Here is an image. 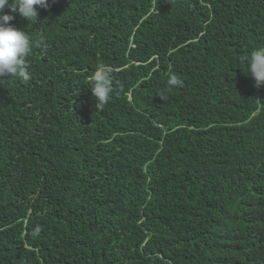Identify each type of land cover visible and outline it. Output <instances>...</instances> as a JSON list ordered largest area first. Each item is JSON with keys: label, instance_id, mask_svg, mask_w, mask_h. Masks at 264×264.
Masks as SVG:
<instances>
[{"label": "trees", "instance_id": "1", "mask_svg": "<svg viewBox=\"0 0 264 264\" xmlns=\"http://www.w3.org/2000/svg\"><path fill=\"white\" fill-rule=\"evenodd\" d=\"M11 23L31 79H0V264H264V86L241 59L264 0H54Z\"/></svg>", "mask_w": 264, "mask_h": 264}, {"label": "clouds", "instance_id": "2", "mask_svg": "<svg viewBox=\"0 0 264 264\" xmlns=\"http://www.w3.org/2000/svg\"><path fill=\"white\" fill-rule=\"evenodd\" d=\"M54 0H0V79L7 80L10 77L28 82L31 79L30 65L27 61L31 52L30 37L26 31L16 27L11 21L16 14L37 23L40 10H48ZM9 8L5 12V7ZM248 65V70L257 87L264 86V46L254 48L250 54L241 58ZM91 78V92L97 100V109L102 111L109 104L110 96L115 91V81L112 68L97 64ZM183 80L175 73H170L167 86L180 87ZM162 99H166L163 92H157ZM40 234V228L36 227L30 232L32 238Z\"/></svg>", "mask_w": 264, "mask_h": 264}]
</instances>
